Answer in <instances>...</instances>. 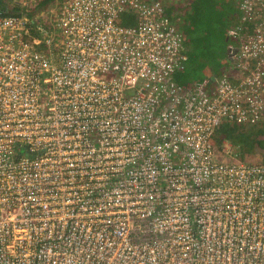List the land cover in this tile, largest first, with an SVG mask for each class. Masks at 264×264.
Here are the masks:
<instances>
[{
	"label": "built area",
	"instance_id": "1",
	"mask_svg": "<svg viewBox=\"0 0 264 264\" xmlns=\"http://www.w3.org/2000/svg\"><path fill=\"white\" fill-rule=\"evenodd\" d=\"M177 1L0 12V264H264V160L214 142L264 121V0L187 85Z\"/></svg>",
	"mask_w": 264,
	"mask_h": 264
},
{
	"label": "trees",
	"instance_id": "2",
	"mask_svg": "<svg viewBox=\"0 0 264 264\" xmlns=\"http://www.w3.org/2000/svg\"><path fill=\"white\" fill-rule=\"evenodd\" d=\"M54 1L39 0L35 8L26 9L21 1L0 0V12L32 15L36 9ZM167 13L180 32L186 53L183 67L174 73L180 84L204 78L212 80L229 66V44L238 45L237 39L228 36V29L240 15L237 0H178L167 7ZM136 21L133 12L120 14L122 24ZM224 139L230 142L232 153L245 159L244 154L253 152L255 147L264 149V121L251 124L225 120L218 127L214 142L222 146Z\"/></svg>",
	"mask_w": 264,
	"mask_h": 264
},
{
	"label": "rangeland",
	"instance_id": "3",
	"mask_svg": "<svg viewBox=\"0 0 264 264\" xmlns=\"http://www.w3.org/2000/svg\"><path fill=\"white\" fill-rule=\"evenodd\" d=\"M14 1V0H13ZM17 1H22V0H17ZM53 4H50L48 3L47 5H44V8L43 7H40L38 8V10H42L44 9L45 13L47 12L48 10V6H51V5H58L60 3V1L56 0L54 2H52ZM48 7V8H47ZM56 8V7H55ZM47 15V13H46ZM244 158L246 160H249V161H258V160H264V149L262 148H259V147H255L254 151L253 152H246L244 154Z\"/></svg>",
	"mask_w": 264,
	"mask_h": 264
}]
</instances>
